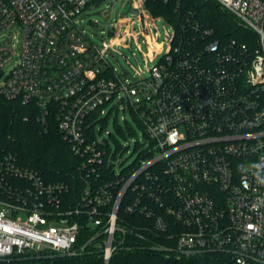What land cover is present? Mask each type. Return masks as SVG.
Instances as JSON below:
<instances>
[{
	"label": "built area",
	"instance_id": "built-area-1",
	"mask_svg": "<svg viewBox=\"0 0 264 264\" xmlns=\"http://www.w3.org/2000/svg\"><path fill=\"white\" fill-rule=\"evenodd\" d=\"M212 1L247 42L220 39L194 17L175 26L130 0L137 12L120 25L136 22L144 35L162 18L172 34L148 76L129 83L106 54L131 35L118 28L98 48L77 23L89 0H0V98L35 106L43 120L54 114L84 182L68 197L65 183L0 152V259L74 257L92 245L109 264L129 249L137 226L127 218H142L178 256L264 264V0ZM120 92L145 139L127 166L94 127Z\"/></svg>",
	"mask_w": 264,
	"mask_h": 264
},
{
	"label": "trees",
	"instance_id": "trees-1",
	"mask_svg": "<svg viewBox=\"0 0 264 264\" xmlns=\"http://www.w3.org/2000/svg\"><path fill=\"white\" fill-rule=\"evenodd\" d=\"M96 1L89 0L88 5ZM183 4L175 10L173 4L146 0L145 7L152 15L160 16L175 26L182 19L194 17L223 40L247 42L250 37L212 0H183ZM0 152L14 155L19 166L37 171L45 181L65 183L69 187L68 197L75 196L76 190L84 184L77 173L79 160L62 140L55 115L50 114L43 120L33 105L0 98ZM127 219L130 226H137L128 236L129 249L116 251L109 264H232L221 255L178 256L172 240L165 234L155 232L150 226L144 228L148 222L142 218ZM39 255L4 258L0 259V264H102L100 251L92 245L82 255L74 257Z\"/></svg>",
	"mask_w": 264,
	"mask_h": 264
},
{
	"label": "rangeland",
	"instance_id": "rangeland-1",
	"mask_svg": "<svg viewBox=\"0 0 264 264\" xmlns=\"http://www.w3.org/2000/svg\"><path fill=\"white\" fill-rule=\"evenodd\" d=\"M128 3L130 0H97L86 7L77 23L85 36L98 48H101L102 41L108 37V32L120 28L121 32L130 33L131 37L125 45L114 46L113 51L107 52L106 59L121 80L134 83L138 81L139 75L147 77V70L167 53L169 39H166L165 33L171 36L172 30L162 18L155 19L144 35L139 33V25L136 22L133 25L126 22L120 25V19L123 18L125 21L131 19L130 15L123 17ZM146 14V11L143 12L144 16ZM13 34L15 32H10L7 36L10 44H15V41L11 40ZM118 35L113 36V41ZM122 95L123 92H120L118 98L105 107L107 116L103 117L105 118L103 121L94 123V127L98 138L108 140L106 150L119 157L122 166H127L137 158L136 142L143 144L145 139L129 107L118 102ZM114 167L119 170V165Z\"/></svg>",
	"mask_w": 264,
	"mask_h": 264
},
{
	"label": "water",
	"instance_id": "water-1",
	"mask_svg": "<svg viewBox=\"0 0 264 264\" xmlns=\"http://www.w3.org/2000/svg\"><path fill=\"white\" fill-rule=\"evenodd\" d=\"M136 12L137 11L135 9L131 8V6L129 5L124 15H131L132 16V15L136 14ZM107 135H109V133H107ZM103 142L105 145L108 144V140L106 138L103 139ZM111 161L112 162L115 161V157H111Z\"/></svg>",
	"mask_w": 264,
	"mask_h": 264
}]
</instances>
